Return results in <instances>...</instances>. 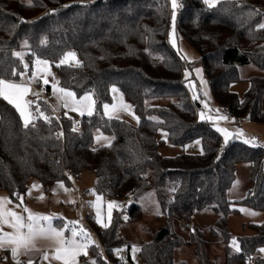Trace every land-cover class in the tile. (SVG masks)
Returning <instances> with one entry per match:
<instances>
[{
	"label": "trees",
	"instance_id": "1",
	"mask_svg": "<svg viewBox=\"0 0 264 264\" xmlns=\"http://www.w3.org/2000/svg\"><path fill=\"white\" fill-rule=\"evenodd\" d=\"M180 1L181 8L174 12L169 0H32L31 4L0 0V70L21 72L27 63L29 74L36 58L47 60L61 88L77 96L93 92L96 101L93 114L83 116L77 129L73 119L57 117L36 95L30 104L33 113L39 105L51 121L35 118V127L25 128L15 107L0 98V191L18 202L31 178L44 185L68 184L70 176L80 178L89 172L95 174L96 191L106 200L125 201L133 193L138 203L128 205L127 211L129 220L136 222L144 215L139 201L157 190L169 222L141 245L143 264H189L175 260L176 250L196 245L205 232L196 229L185 239L173 230L172 222H184L190 229L195 215L209 208L219 215L209 235L224 245L225 264L251 260L264 264L258 255L264 248V222L249 225L253 234L238 239L240 251L234 254L229 230V217L240 212L233 204L264 212V147L239 140L225 143L212 123L201 118V102L191 95L194 81L201 91L196 67L178 46L182 36L199 53L213 103L232 117L264 124V77H251L243 98L231 90L241 80V67L253 65L264 71V28L259 27L264 24V0H223L213 7L204 0ZM45 38L47 43L42 44ZM25 40L29 48L23 47ZM16 52H25L24 60ZM68 52L76 54L79 65L59 63ZM4 78L22 81L19 75ZM114 86L133 105L137 126L105 115L103 105L112 102ZM163 99L171 103L151 104ZM160 129L175 145L188 147L200 141L202 153L184 150L174 157L163 156L167 141L158 139ZM96 130L113 141L95 150ZM241 164L250 165L252 188L243 199L231 201L228 193ZM149 169L154 172L151 180ZM167 187L170 199L162 200ZM87 221L107 255L101 254L100 246L90 245L82 260L108 264V256L118 262L121 257L115 250L128 244L118 237L119 211L108 227L99 226L93 215Z\"/></svg>",
	"mask_w": 264,
	"mask_h": 264
},
{
	"label": "rangeland",
	"instance_id": "2",
	"mask_svg": "<svg viewBox=\"0 0 264 264\" xmlns=\"http://www.w3.org/2000/svg\"><path fill=\"white\" fill-rule=\"evenodd\" d=\"M21 1L29 4V0H21ZM221 1L223 0H216L215 6ZM169 2H170V7L171 9H173L174 12H177L181 8L180 0H177L178 7H176L175 9L172 6L171 0H169ZM206 5L209 6L208 4ZM178 46H179L180 52L183 55V57L188 62L192 63L194 67H196V69L202 70V68L200 67L201 65L199 64V60H200L199 53L182 36L178 37ZM21 53L23 54V60H24L25 52H21ZM72 64L76 65V61L73 62ZM55 75H56V79L58 80L59 78L56 72H55ZM240 75H241V80L236 83H233L231 85V90L233 92H236L241 98H243L245 93L248 91L250 87L249 79L254 76L264 77V71L258 69L257 67L253 65H248V66L241 67ZM25 77L26 76H24V79ZM203 79H205L204 76H203ZM199 83L201 85L202 83L201 78H200ZM114 87L118 89V87L116 86ZM112 88H111L112 102L107 104L109 105V108L107 111H105L103 107V111L105 115L126 119L133 126H137L138 120L136 119L137 117H136L133 105L125 99L124 95L119 89L117 92L114 93L112 92ZM66 91H70L74 93L71 90L66 89ZM201 91H199L197 88V81L192 82L191 95L193 97V93L194 92L197 93L199 97L198 99L200 100L201 102L200 104L203 108V113L205 114L206 118L212 123V125L216 129L217 128L227 129L229 133L227 141H225V134L220 132L223 135V139L225 143H228L232 140H239L243 142L244 139L246 138H249V139L255 138L257 145L264 147V124H249V125L243 124L244 122H246L245 119L243 120L237 119L230 115L228 116V120L219 119L220 116H224L222 113V110L217 104L213 103L210 99H208L207 95L206 96L204 95V93L206 92L205 85H201ZM85 95H91L92 100L95 101V96L93 92H87L83 94L82 96H77L74 93V100L80 101L83 99ZM170 103H171L170 99L151 101V104L153 105L155 104L159 106H167ZM205 104H207V107H205ZM95 105H96V101H95V104L92 106L93 112L95 111V108H96ZM124 105H130L131 107L126 109ZM215 109H219L220 111L219 112L212 111ZM65 114L66 115L68 114L67 117L74 120V124L77 129L80 128L81 118L83 116L88 115L87 112L81 115L79 110H73L71 107H65ZM209 117H211V119H209ZM152 119L157 120V118L155 117H152ZM225 122H229V124H225ZM240 132H243L244 135L240 136L239 135ZM164 133H167V135L165 136ZM158 139L167 141V144L161 149V154L166 157H174V156L180 155L183 153L184 150H186L187 152L193 153V154L202 153V145L200 141L199 143H197L198 142L197 141L188 147H182L179 145L172 144L171 142L168 141V132L165 129H160L158 131ZM112 141H113L112 136L104 134L101 130H96L95 131V142H94L93 148L96 150L100 148L101 146L110 144ZM153 174H154L153 169H149L147 172V177L151 180L153 179ZM70 178H72V180L74 181V184L77 185V189H81V190L83 189V191L81 192L83 193V195H88L85 197V201L88 205L89 198H93V196L91 195L93 194L95 195L97 193L96 191L97 178L95 174L86 172L80 178H75L73 176H71ZM251 188H252V183H251L250 170L248 171L247 168L244 166L240 168L238 167L237 177H236V180L233 186L229 190L230 192L228 194V197L231 200L236 199V198L243 199L247 195L246 190L248 191ZM165 190H166V193H164V196L161 198L162 200L166 198L170 199L169 187H167ZM1 192H4V191H0V193ZM160 194L161 192L157 190H152L139 201V203L143 206V209H144L143 219L140 221L132 222L129 220L128 211H127L128 205L125 203V201L113 200V202H115L116 205H119V207H113V210H111L110 222L108 221L109 209L108 208L106 209L104 223H108L109 225H111L113 221V214H115L116 211H119V214L122 219L120 227L118 229V237L126 240L128 244L120 248L121 251L119 252V257L125 258L128 254L133 255V252H132L133 247L139 249L140 251L141 245L143 243L150 242L154 234L158 232L159 230H161L169 222L167 218L164 216V214H162L161 200L159 198ZM25 196L26 194H24L20 198H22L23 200ZM233 206L234 208H238L240 212L238 214H232L229 217V230L232 235V240L235 239L239 246L238 239L240 237L251 236L253 234V231L249 228V225L251 223L261 224L264 222V212L254 211L249 208H240L237 204H233ZM66 208L67 209L63 210V212H68L66 216L63 217V220L65 222H63V224L59 226H63L65 224L68 225V222L74 220V222H76L75 226L77 227V229H79L80 227H83L88 233H90L91 240L94 241V245L98 244L100 246L95 232L91 229L90 225H87L88 224L86 223L87 221L82 220L83 217L81 216L82 215L81 209L83 208V203H81L80 201L77 202L76 200H74ZM252 213H255V215H253ZM159 216L161 217L157 218ZM124 217H128V219L125 220ZM218 218H219V215L212 208H209L201 212H198L195 215L193 222L191 223L190 229L185 228L184 222H181V221L172 222L173 230L177 234L182 235L185 239H190L191 233L194 232L196 229H199L202 232H205V235H206L205 237L199 238L200 239L199 243H197L196 245L194 244L184 245V246L179 247L175 253V260L178 263L186 261L189 264H203V263L205 264L206 261H208V264H225L224 245L219 239H213L209 235L210 228L213 225H215ZM53 225L58 226L57 224L55 225V223ZM68 228H69V225H68ZM68 236L69 238L71 236L70 230L65 231V237H68ZM230 246H231L233 254L238 253L233 247L232 241L230 243ZM100 249H101L102 255L104 256L101 246H100ZM261 249H264V248H261ZM260 250L258 251V255L261 257H264V252ZM139 251L135 252L133 256L137 260L138 264H143L139 256ZM4 257H5L4 254L1 253L0 251V264H3Z\"/></svg>",
	"mask_w": 264,
	"mask_h": 264
},
{
	"label": "snow or ice",
	"instance_id": "3",
	"mask_svg": "<svg viewBox=\"0 0 264 264\" xmlns=\"http://www.w3.org/2000/svg\"><path fill=\"white\" fill-rule=\"evenodd\" d=\"M172 6L175 9L178 7L177 0H171ZM206 4L209 5V7L215 6L216 0H204ZM32 3V0H29V4ZM260 28H264V24H260ZM175 28V14H173V31ZM42 44H46V38L41 41ZM24 48H29L30 45L28 44L27 40L23 42ZM14 55L18 59H23V54L21 52H16ZM76 54L74 52H68L61 60L60 64L68 63L70 59H75ZM79 61H76V64L79 65ZM36 65V71L39 72L41 67H43L45 70L47 69L49 62L47 60H43L40 58H36L35 60ZM29 65L27 63L24 64V71L17 72L14 68L11 73H7L4 70H0V98H3L6 100L9 104L13 105L17 111L19 112V115L23 118V125L25 128H28L31 124L32 127H35V124L33 123V120L35 118L43 117V119L46 122H50L51 118L49 116H46L44 112L40 111L39 105L36 106V112L35 114L31 111H29V104L31 102L24 101L23 103V97L26 95L30 89L27 86L26 82H23V77L27 74V69ZM200 70L197 69V72ZM5 75H8L10 77H15L19 75L22 78L21 82H17L11 78L5 79ZM185 76L187 78L188 73H185ZM32 80H35V75H33ZM49 81L47 79H44V84H48ZM202 83H206L203 82ZM57 84H59V81H57ZM118 89L115 87L112 88V92H117ZM59 92L62 94L60 97L62 99L63 105L65 107H71L73 110H79L80 114L83 115L85 112L89 116L93 114V105L95 104V101L92 100L91 95H85L82 100L77 101L74 100V93L70 91H66L64 88H60ZM38 95V93H37ZM204 95L206 96L207 93L205 92ZM193 98L198 99L197 93H193ZM105 111L108 110L109 105L105 104L103 105ZM124 107L130 108V105H124ZM205 107H207V104H205ZM215 112H219V109L212 110ZM201 118H204V113L201 112ZM139 119L138 117L136 118ZM211 119V117H209ZM219 119L222 120H228L227 116H220ZM75 130V129H74ZM217 131L222 132L225 134V141H227L229 133L227 129L217 128ZM59 135H62V133H59ZM166 136L167 133H164ZM240 136H243V132L239 133ZM245 144H249L253 147L260 146L257 145L255 138H246L243 141ZM199 143V141L197 142ZM63 187V185H60ZM33 188L40 187L39 185H33ZM20 198V197H18ZM22 199V198H20ZM99 201V197L97 198ZM6 203H9V201L5 199H0V250L2 249H8L11 252L12 259L15 261V264H20V255H27L29 252L35 251L36 249V241L39 239H48L52 240L55 244V247L52 250V258L57 261H62L63 264H78L77 258L81 255L87 256L88 252L87 249L90 245V243H94V241L91 240L90 233H88L83 227H80L77 229L75 226L76 222H72L73 226L71 229L68 228V225L65 224L63 226H54L53 225V219L54 216H45L37 213H32L29 209L25 208L23 209L24 212H27L28 215L24 216L22 214H18L15 211H12L10 209H5L4 205ZM113 207H119V205H116L115 202H110L108 204V221L111 220V209ZM255 215V213H252ZM125 220L128 219V217H124ZM43 222V223H42ZM99 222V221H98ZM7 225L10 229H12L11 232H4L3 226ZM102 227H108V223H102ZM70 230L71 236L65 237V231ZM79 237L80 239H77ZM232 245L235 248L237 252L240 251V248L237 244V241L235 239L232 240ZM97 248H99V245H95ZM117 253H119L121 250L117 249L115 250ZM139 251V249L133 247L132 252L133 255L135 252ZM260 251L264 252V249H261ZM102 254V253H101ZM43 260L47 261L49 260V253L44 252L43 254ZM28 264H33L32 260L30 259ZM90 264H97L96 260H91Z\"/></svg>",
	"mask_w": 264,
	"mask_h": 264
},
{
	"label": "crops",
	"instance_id": "4",
	"mask_svg": "<svg viewBox=\"0 0 264 264\" xmlns=\"http://www.w3.org/2000/svg\"><path fill=\"white\" fill-rule=\"evenodd\" d=\"M75 61H77V57H75V59H70L69 63H73ZM199 70L200 71L197 72V69H195V71H194L195 77L199 81L201 78L203 82H206V80L203 79V76H204L203 71L201 69H199ZM33 75H35V80H32ZM25 76L26 77L23 80V82L27 83V86L29 87L30 91L26 95H24L23 101H21L22 103L24 101L31 102V99L35 98L37 95L36 86L41 84V83L44 84V79H47L49 81V83L45 84V85H47L49 92L45 96V98H46L45 100L49 103V105L51 106V108L53 109V111L57 117H59V118L62 116L67 117L68 114L67 115L65 114V106L63 105L62 99L60 98L62 96V94L59 92V89L61 88V86H60V84H57V81H59V79L58 80L56 79V75H55L53 66L50 62H49V65H48L46 70L43 67H41L39 72L36 71V65L34 64L32 71L28 75L26 74ZM201 85H205L207 98L212 100L209 88L207 86V83H201ZM30 104L28 106L29 111L33 112ZM222 113H223V110H222ZM200 114H201V112H200ZM224 116L228 117L229 115H224ZM204 118H206L205 114H204ZM21 119L23 121L22 117H21ZM225 124H229V122H225ZM243 124L249 125V124H256V123L246 121ZM242 166L246 167L248 171L250 170V165L241 164V165H239V168ZM70 177H69V183L68 184H66L64 182H55V183H50L48 185H44L39 179L31 178V180L29 181V186H28L26 196L23 200L20 199L19 200L20 202H15V201L11 200V198L7 195V193H4V192L0 193V199H5V200L9 201V203H6L4 205L5 209H10V210L15 211L18 214H22L24 216L28 215L27 212L23 211V209H25V208L29 209L32 213H37V214H41V215H45V216H54L55 220L53 219V224L57 220H62L63 222H65L63 220V217L66 216V214L68 212H63V210L67 209L66 207H68L74 200H76L77 202L80 201L81 203H83V208L82 209L80 208L81 213H82V215L81 214L80 215L83 217L82 220L87 221L88 215H93L96 223L99 226H101V224L104 223V221H105V212H106V209L108 208V204L110 202H113V200H106L101 195L96 193L95 195L94 194L91 195V196H93V198H89L88 205H87V203L85 201V197L88 195H83V193H81L83 191V189L82 190L77 189V185L74 184V181ZM61 184L63 185V187L60 186ZM33 185H39L40 187L33 188L32 187ZM72 189L73 190L75 189L74 192ZM248 192H249V190L248 191L246 190V193H248ZM98 197L100 198L99 201L97 199ZM239 199L240 198H236L233 200L230 199V200L236 201ZM119 201H123V200H119ZM111 210H113V208ZM113 217H114V214H113ZM68 225H69V222H68ZM3 231L4 232H11L12 229H10L7 225H4ZM77 239H80V238L77 237ZM90 245H94V243L93 244L90 243ZM90 245H89V247H90ZM54 247H55V244L52 240L39 239L36 241V249L37 250L29 252L27 255H20V257H19L20 264H28L30 259L32 260L33 264H63L62 261H57V260L52 258V250ZM0 251L5 256L4 260H3V264H15V261L12 259L10 250L2 249ZM44 252L49 253V260H47V261L43 260ZM87 252H88V249H87ZM83 257H88V256H83V255L79 256L77 258L78 264H85L86 262H88V264H90L89 259L82 260Z\"/></svg>",
	"mask_w": 264,
	"mask_h": 264
},
{
	"label": "built area",
	"instance_id": "5",
	"mask_svg": "<svg viewBox=\"0 0 264 264\" xmlns=\"http://www.w3.org/2000/svg\"><path fill=\"white\" fill-rule=\"evenodd\" d=\"M36 90L38 93V97L41 99H46L45 96L48 94L49 89L47 87V85L41 83L39 85L36 86ZM223 114L224 115H229V111L228 110H223ZM246 121H249V119H245ZM125 203L127 205L133 206L135 204L138 203V200L136 198H134L133 193L130 192L125 200ZM129 203V204H128ZM72 222H74L73 220L69 222V229H71V227L73 226ZM185 228H189L188 224H185ZM103 252L107 255L106 251L104 248ZM115 255L119 256V253H116ZM107 258V262L108 264H138L137 260L135 259V257L131 254H128L125 258H121L118 262H114L110 257L106 256ZM85 264H88V262H86ZM249 264H254V260H251Z\"/></svg>",
	"mask_w": 264,
	"mask_h": 264
}]
</instances>
